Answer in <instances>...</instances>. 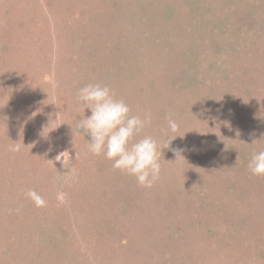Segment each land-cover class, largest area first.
Listing matches in <instances>:
<instances>
[{
	"label": "rangeland",
	"instance_id": "1",
	"mask_svg": "<svg viewBox=\"0 0 264 264\" xmlns=\"http://www.w3.org/2000/svg\"><path fill=\"white\" fill-rule=\"evenodd\" d=\"M241 1L0 0V253L9 237L5 250L19 253H1L0 264H264V176L254 178L240 151L229 156L242 137L241 150L264 151L255 138H264V39L230 55L241 72L228 86H176L187 40L206 30L199 24L224 21L227 12L244 26L264 23V0ZM88 83L108 85L132 114H151L133 142H158L161 171L152 187L85 151L90 137L72 114L88 110L78 98ZM65 150L75 178L55 160ZM62 175L74 184L59 186ZM29 189L44 206L26 196ZM50 231L46 250L34 237L48 239Z\"/></svg>",
	"mask_w": 264,
	"mask_h": 264
},
{
	"label": "clouds",
	"instance_id": "2",
	"mask_svg": "<svg viewBox=\"0 0 264 264\" xmlns=\"http://www.w3.org/2000/svg\"><path fill=\"white\" fill-rule=\"evenodd\" d=\"M78 98L91 113L77 124L83 134L90 137L89 151L95 155L103 154L112 160L114 169L135 177L141 187H152L161 171L158 142L151 136H144L133 142L142 129L151 123V114H132L129 105L123 99L117 98L106 84L88 83L78 90ZM167 122L168 130L175 133L179 127L177 122L170 115ZM10 150L19 151V144L11 145ZM179 151L176 152L177 156ZM55 160L62 168L68 169L66 173L71 178H75L76 169L69 151L59 153ZM248 170L254 176H264V151L253 153ZM60 179L66 178L62 175ZM65 195L59 192L57 198L63 202ZM26 196L37 207L45 204V200L33 189H29Z\"/></svg>",
	"mask_w": 264,
	"mask_h": 264
},
{
	"label": "trees",
	"instance_id": "3",
	"mask_svg": "<svg viewBox=\"0 0 264 264\" xmlns=\"http://www.w3.org/2000/svg\"><path fill=\"white\" fill-rule=\"evenodd\" d=\"M241 1V0H239ZM244 1H241V5H244L246 7V4L243 3ZM256 6L257 2H254ZM240 4V3H239ZM260 8L261 5L259 4ZM241 7V6H240ZM258 7L255 8V10H257ZM251 11V10H250ZM254 11V10H253ZM255 12V11H254ZM250 14H254L252 11L250 12ZM174 16V9L171 7L167 8V12L164 15V21H166L167 23L172 20ZM226 18L223 20L220 19L218 21H208V23H201L199 24L197 27H206V30H202V31H195L196 33L199 34V36L196 38L194 37L192 40L191 38H189L188 36V46L186 47V51L183 55V57L181 58V62L177 63V85L178 88L180 87L181 89H183V87L186 88H191L193 86H195V84L197 85H205L204 82L209 81L210 82V89L215 92L217 89H221L222 87L228 86L229 82H232V75L233 73H235V70L240 71L239 69H234L232 70V65H235L236 63L232 60H230V55L235 54L234 56H239L237 55L238 53L241 52V47L246 43V40H253L254 39H260V41L262 39H264V23H255V21L253 22H247L244 25H242V20L241 19H236L231 13L227 12L226 13ZM243 18V17H241ZM251 19V18H250ZM192 20L194 21L195 19L192 18ZM254 20V19H251ZM232 21L233 23L231 24ZM238 22V24H235L234 22ZM198 24L197 19L194 21L193 23V27H196V25ZM217 27V28H216ZM225 30V31H224ZM246 31L245 35L244 32ZM228 41H230V50H229V44L227 43ZM186 42V43H187ZM227 44H224V43ZM231 52V54L229 53ZM242 55V54H241ZM260 56V55H259ZM241 58V56H240ZM240 60V59H239ZM242 68H245V64H243L241 66ZM251 67V69H250ZM247 69L250 72H254V68L250 65H247ZM233 72V73H232ZM241 72V71H240ZM251 74V73H250ZM255 73L251 74V76H254ZM157 75V74H156ZM201 86V87H202ZM4 92V91H2ZM15 94V97L17 96V94L14 92L12 93V95ZM11 95V93H10ZM6 95L0 93V97H3ZM230 98V97H228ZM227 98V99H228ZM217 97L213 96V101L216 100ZM81 102V101H80ZM79 102V103H80ZM16 104V103H15ZM82 104V102L80 103ZM234 104H235V100H234ZM74 105L76 106V102L74 103ZM15 110L13 111V113H16ZM84 112L79 111V109L76 110V112L79 115H74L72 114V119H74V123L78 124V121L81 120L83 118V116L88 115L89 112H87L88 110H83ZM91 114V113H90ZM235 112L234 113H228L227 116L229 119H233V117H238ZM256 139H259L260 142H264V138L262 137H255ZM243 137L240 138L241 143L244 142L243 141ZM237 139H235L234 141H236ZM262 140V141H261ZM238 142V140H237ZM209 143H212L211 145L215 147L219 146L220 144L219 142L217 143V140L215 138V136H212L211 139H209ZM239 143L240 144V148L238 151H235L236 149L233 148L232 145H230V150H229V156H236V154H238V152L240 151V155L239 157L248 160L247 162L249 163L253 153L258 152V149H245V150H241L242 147L244 146L245 143ZM86 152H90L89 151V147H88V141L86 143ZM233 154V155H230ZM105 168H102L103 171ZM118 171L117 169L113 170L112 172ZM99 173V172H98ZM100 176L103 175L102 171L100 172ZM108 174H111L108 172ZM98 175V174H97ZM106 175V174H105ZM59 177V176H57ZM65 181H70V177H65ZM254 178L259 179V176H255ZM72 182V181H70ZM58 185L61 186L62 180L60 179L58 182ZM74 184V182H72ZM65 187H72L71 184L66 185ZM89 187V186H87ZM61 187H58V191L60 192ZM199 207H203L202 205H200ZM1 208V206H0ZM203 212V209H201V212ZM50 215V211L48 210L47 212ZM207 213V215H209L210 217H213L215 215V213H212L211 211H207L205 212ZM51 215H54L51 214ZM55 216V215H54ZM61 224L60 222H58L57 225H55L56 228H54V230H56L55 232L58 233L57 231L61 230L62 227H59ZM46 226V225H45ZM49 228H51V224H49ZM49 231V230H48ZM213 230H211V235L213 234L212 232ZM53 231H50V233L48 234V239L44 238V237H40L39 235L36 236V238L34 237V239L37 238H41L42 240H37L39 244H41L42 248H45L46 250L51 247V243H53V240L55 239L53 237L54 233ZM9 237L8 239L5 240V244H4V251L1 252L2 254L4 253L5 259L12 258L13 254H19L16 250L17 248L13 249L11 248H7V250H5V247H9V245H11L9 241L12 240V238ZM52 240V241H51ZM35 241H32L31 243H34ZM56 242V241H55ZM59 241H57L58 243ZM30 243V242H28ZM27 243V246H28ZM14 246V245H12ZM0 253V255H2ZM3 254V255H4Z\"/></svg>",
	"mask_w": 264,
	"mask_h": 264
}]
</instances>
